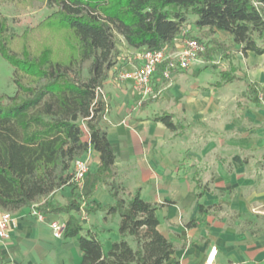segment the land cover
<instances>
[{
    "label": "trees",
    "instance_id": "obj_1",
    "mask_svg": "<svg viewBox=\"0 0 264 264\" xmlns=\"http://www.w3.org/2000/svg\"><path fill=\"white\" fill-rule=\"evenodd\" d=\"M4 2L18 9L45 7L49 13L19 33L17 21L0 10V55L10 63L15 85L12 95L0 93V211L34 206L43 214H67L62 236L76 239L82 251L78 264H180L173 258V242L158 230L159 205L144 200L138 189L124 195L114 180L116 155L105 119L110 104L102 88L119 59V38L136 50H173L190 15L205 36L221 30L230 37L228 44L212 37L200 54L204 59L227 57L234 46L243 54L264 53V0H0V5ZM165 67L166 62L156 70L162 85L168 81L162 76ZM219 75L224 83L235 79L233 70ZM248 87L256 91L254 82ZM154 91L156 96L140 106L157 99L159 87ZM172 117L163 112L153 120L175 132ZM89 149L98 154L94 173L108 186L111 204H88L78 192L73 162ZM195 183L198 200L207 186ZM65 187L70 188L65 202L54 201ZM220 209L198 204L197 212ZM95 211L103 220L118 217V238L107 251L79 221ZM194 225V220L186 224Z\"/></svg>",
    "mask_w": 264,
    "mask_h": 264
},
{
    "label": "crops",
    "instance_id": "obj_2",
    "mask_svg": "<svg viewBox=\"0 0 264 264\" xmlns=\"http://www.w3.org/2000/svg\"><path fill=\"white\" fill-rule=\"evenodd\" d=\"M212 37L230 43L225 31L207 40ZM117 47L119 59L102 92L110 104L105 119L116 155L114 180L123 194L138 189L144 200L159 205L158 230L173 242V258L180 264H205L212 246L217 249L214 264H264V53L243 54L234 46L222 56L223 66L213 63L214 55L201 56L188 69L172 71L163 85L156 71L157 99L140 106L130 82L119 78L138 65L137 50L122 38ZM224 70H233L235 79L224 83L219 75ZM252 82L255 92L248 87ZM163 112L172 114L175 132L153 120ZM87 157L89 171L79 192L88 204H111L108 186L94 173L98 154L89 149ZM196 180L207 186L198 200ZM63 190L70 195V188ZM198 204L221 209L198 214ZM29 211L12 213L15 226L0 239L3 264H78L82 251L76 239L56 238L50 227L53 221L64 224L68 215L44 214L37 220ZM103 216L95 211L79 221L105 244L118 238V217ZM191 220L196 225L186 226Z\"/></svg>",
    "mask_w": 264,
    "mask_h": 264
},
{
    "label": "built area",
    "instance_id": "obj_3",
    "mask_svg": "<svg viewBox=\"0 0 264 264\" xmlns=\"http://www.w3.org/2000/svg\"><path fill=\"white\" fill-rule=\"evenodd\" d=\"M177 46L170 50L168 48L160 50L140 49L134 53L138 60V65L128 71L119 73V78L130 82L134 90L138 93L141 103L144 99L155 97L152 80L155 76L157 66L166 62V67L162 73L164 78H169L172 71L186 70L192 64L201 62V53L205 51L206 45L194 37L188 36V28L184 26L176 39ZM74 181L78 185L85 178L89 171V159L87 154L76 158L73 162ZM29 214L37 220H43L44 214L37 211L34 206L30 208ZM85 216V215H83ZM15 226L12 212L0 211V239L7 236L8 231ZM53 236L60 238L64 224L57 221L50 222ZM217 249L212 246L206 256L205 264H214Z\"/></svg>",
    "mask_w": 264,
    "mask_h": 264
},
{
    "label": "rangeland",
    "instance_id": "obj_4",
    "mask_svg": "<svg viewBox=\"0 0 264 264\" xmlns=\"http://www.w3.org/2000/svg\"><path fill=\"white\" fill-rule=\"evenodd\" d=\"M1 12L6 15L9 19L14 18L17 21L15 27L17 31L20 33L24 30L26 26H33L37 22H39L45 15L49 13V10L45 7L40 8H25L18 9L13 4L9 2H4L0 5ZM192 15L190 18L192 19ZM186 27L188 28V36L196 37L199 41L207 44L209 41L207 40V36L202 34L200 31L196 30L192 21H188ZM213 63L217 66H223L224 58L221 54H215L212 58ZM12 67L10 63L0 55V93H4L7 95H12L15 92V85L11 80ZM138 105V104H137ZM113 118L109 117L108 121L112 122ZM79 189V188H78ZM63 190V189H62ZM68 191L63 190L62 192L57 191L52 199L54 201L64 203L66 198L68 197ZM79 192V190H78ZM79 194L82 195L80 192ZM82 217V216H80ZM254 220V219H252ZM127 240L130 244H132L131 237H127ZM110 243L103 244V251H107Z\"/></svg>",
    "mask_w": 264,
    "mask_h": 264
}]
</instances>
